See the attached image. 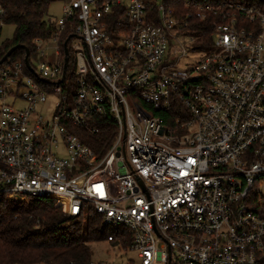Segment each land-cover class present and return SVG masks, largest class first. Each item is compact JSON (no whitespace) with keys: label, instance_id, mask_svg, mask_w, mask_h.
I'll list each match as a JSON object with an SVG mask.
<instances>
[{"label":"built area","instance_id":"1","mask_svg":"<svg viewBox=\"0 0 264 264\" xmlns=\"http://www.w3.org/2000/svg\"><path fill=\"white\" fill-rule=\"evenodd\" d=\"M150 2L61 0L30 67L0 65V199L93 210L127 264H264V8Z\"/></svg>","mask_w":264,"mask_h":264},{"label":"trees","instance_id":"2","mask_svg":"<svg viewBox=\"0 0 264 264\" xmlns=\"http://www.w3.org/2000/svg\"><path fill=\"white\" fill-rule=\"evenodd\" d=\"M56 0H4L7 12L6 24L14 26L10 41L0 42V60L14 46L27 48L33 53L32 40L45 37L50 26L45 19L47 9ZM148 5H152L150 0ZM241 2L263 6L260 0H215L217 4ZM179 15L186 14L185 0H163ZM191 27L211 41L212 26L209 21L194 20ZM200 31V32H199ZM24 50L11 54L9 61L22 60ZM112 123L101 136L86 135L89 142L102 138L108 141L104 146L91 147L103 151L113 137ZM67 202L54 197L42 199L1 198L0 199V264H90L89 244L107 241L111 230L102 227L101 217L90 210L85 218H66ZM254 211L264 218V194H259ZM129 243V242H128ZM115 245L116 242H112Z\"/></svg>","mask_w":264,"mask_h":264},{"label":"rangeland","instance_id":"3","mask_svg":"<svg viewBox=\"0 0 264 264\" xmlns=\"http://www.w3.org/2000/svg\"><path fill=\"white\" fill-rule=\"evenodd\" d=\"M163 0H156V3L159 4ZM263 1L264 0H260ZM62 3L61 0H56L47 9V13L45 14L46 21L50 18H57L61 14ZM264 8V5L261 6ZM14 34V26L11 24H6L2 28L0 42L10 41ZM52 62V58H51ZM73 68V62L71 61L69 64V69ZM91 250V264H98L99 262L111 263V264H127V262L135 257L132 253L120 250L116 247H113L112 244L107 243L106 241L99 243H91L89 244Z\"/></svg>","mask_w":264,"mask_h":264},{"label":"water","instance_id":"4","mask_svg":"<svg viewBox=\"0 0 264 264\" xmlns=\"http://www.w3.org/2000/svg\"><path fill=\"white\" fill-rule=\"evenodd\" d=\"M66 44H67V41L65 42L64 44V51H65V55H66V58H65V67L67 65V62H68V51L66 49ZM24 50L25 52V57H24V61H25V64L26 66L29 68V64H28V54H29V50L23 46H14L12 47L10 50H8V52L3 56V58L0 60V65L3 64L10 56L13 52L17 51V50Z\"/></svg>","mask_w":264,"mask_h":264}]
</instances>
